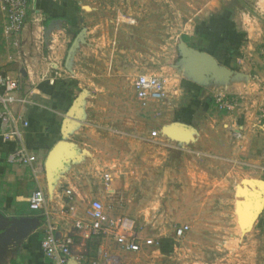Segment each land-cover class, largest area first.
Instances as JSON below:
<instances>
[{"label":"rangeland","instance_id":"obj_1","mask_svg":"<svg viewBox=\"0 0 264 264\" xmlns=\"http://www.w3.org/2000/svg\"><path fill=\"white\" fill-rule=\"evenodd\" d=\"M77 1L78 14L85 20L78 22L80 36L76 42L73 36L60 71L73 80L69 120L82 127L67 139L85 156L76 166L77 177L75 172L71 175V184L81 195L78 212L87 206L84 196H89V189L105 190L115 179L120 203L108 198L111 214H118L127 227L141 230L144 236L164 238L169 249L132 253L112 238H86L73 227L67 234L89 256L99 254L98 246L103 244L105 254L117 256L120 264H264V208L259 212L264 173L232 157L231 137L222 130L209 94L201 93L202 105H196L194 117L183 120L176 111L180 104L168 106V96L141 105L133 89L137 74L163 78L170 93L180 88L187 79L184 65L190 61L179 46L181 34L235 0ZM33 12L36 2L26 19L36 33L31 21L38 18ZM71 65L73 78L68 76ZM203 105L209 107L200 109ZM164 125L169 137L151 136ZM83 140L96 148L95 155ZM250 154L258 157L255 151ZM241 157H246L244 151ZM54 166L50 162L49 170ZM106 172L111 174L107 183ZM111 188L116 192V186ZM55 193L50 189L46 200L56 199ZM247 202L252 209L245 224ZM180 224L189 225V230L174 241V229Z\"/></svg>","mask_w":264,"mask_h":264},{"label":"crops","instance_id":"obj_2","mask_svg":"<svg viewBox=\"0 0 264 264\" xmlns=\"http://www.w3.org/2000/svg\"><path fill=\"white\" fill-rule=\"evenodd\" d=\"M77 9V0H37L36 12L33 13L38 21H31L37 32L31 30L26 22L20 35L21 51L5 50L0 44V73L19 78V88L15 92L18 101L10 106V110L13 115L20 113L28 120L24 143L38 157L34 164L36 171L29 165L10 164L6 156L14 144L12 141H0V213L12 221L0 232V264H51L40 250V240L47 223L54 224L58 237L72 231V215L66 210L63 191L71 187L77 204L81 195L78 188L71 184V175L75 172L77 177L76 166L85 157L76 151L74 142L71 147L73 155L56 167L51 176V189L56 192V199H47L43 208L34 210L29 208L28 197L38 187L44 189L45 194L48 193L50 188L44 161L49 150L58 141L71 142L70 137L82 128L73 118L69 120L67 115L72 104L73 80H67L60 71L67 48L73 36L78 34V22L85 20ZM28 14L27 18H30L31 13L30 16ZM2 26L0 15V39ZM179 46L207 53L215 59L218 69L211 70L203 66L198 58L189 55L187 58L190 61H186L183 68L187 74L183 76H187V79L182 80L180 88L173 93L166 88L167 105L173 108L180 104L176 111L185 120L194 117L196 105H202L204 97L201 93L204 91L212 102L214 94L220 89L237 96L239 106L232 112L217 110L215 105L212 106L216 108L222 130L231 137L232 157L237 161L243 159L246 164L259 167L264 173V121L259 111L264 106V57L261 53L264 48V0H235L232 6L214 13L213 17L210 15L203 24L182 33ZM204 58L208 63L213 62L209 57ZM69 70L68 76L73 78L75 71H72V65ZM207 107L203 105L200 109ZM190 132L194 139V134ZM204 133L207 134L206 131ZM84 140L82 144L87 145L88 152L95 155L96 148ZM66 146L63 144L59 147L57 156H63ZM243 151L244 158L241 157ZM254 151L258 157H250ZM56 164L57 158L54 161ZM117 164L120 168V158ZM104 175H108L111 181L110 173ZM117 182L113 179L105 190L89 189V196L84 197L88 200L98 198L104 204L111 197L113 204H119ZM110 186H116V192ZM168 246L161 238V251ZM98 249L99 254L89 256L73 242L72 254L85 253L88 257H95L107 248L100 243Z\"/></svg>","mask_w":264,"mask_h":264},{"label":"built area","instance_id":"obj_3","mask_svg":"<svg viewBox=\"0 0 264 264\" xmlns=\"http://www.w3.org/2000/svg\"><path fill=\"white\" fill-rule=\"evenodd\" d=\"M35 0H0V15L3 19L0 44L5 50L21 51L20 35L26 25L28 12L35 6ZM264 57V48L261 50ZM264 86V79L262 80ZM19 88V78L0 73V141H12L13 148L6 156L10 164H23L33 167L37 163V155L30 152L24 143V132L29 126L22 114L13 115L10 106L18 101L15 92ZM135 96L141 105L149 101L162 100L166 96L165 80L153 74H137L133 80ZM216 108L232 112L239 106V98L224 89L218 90L213 96ZM260 118L264 121V106L260 108ZM238 133V131H237ZM162 134L153 130L151 136ZM104 181L109 176L104 175ZM66 210L74 216L72 227L86 238H112L124 251L136 253L152 248L154 252H161V238L144 236L142 231L127 227L118 215L111 214L108 206L98 198L88 200L82 213L78 212L74 202L76 195L71 187L64 189ZM46 195L44 189L38 187L28 197L30 209L38 210L44 207ZM189 230V225L180 224L173 232L174 241L181 239ZM53 223L48 222L40 240V250L51 264H120L117 256L106 255L88 257L85 253L76 256L72 254L73 239L67 234L58 237Z\"/></svg>","mask_w":264,"mask_h":264},{"label":"water","instance_id":"obj_4","mask_svg":"<svg viewBox=\"0 0 264 264\" xmlns=\"http://www.w3.org/2000/svg\"><path fill=\"white\" fill-rule=\"evenodd\" d=\"M80 33L81 32H79L77 35H76V39L74 40V42H76V40H77V38H78V36H80ZM73 45V44H72ZM72 49V47H70V50ZM185 51H186V53H188L189 55H191V56H193L194 58H198L200 61H201V64L203 65V66H206V67H209L211 70H216V69H218L217 67H218V65H217V63H216V61H215V59L213 58V57H211L210 55H208L207 53H204V52H200V51H197V50H194V49H192V48H185L184 49ZM209 57V58H211L212 60H213V62H211V63H208V62H206V60H205V58L204 57ZM70 57V52L68 53V55H67V58H69ZM72 113V108L68 111V114L67 115H70ZM174 125V124H173ZM165 125L164 126H162V128H161V132L164 134V135H166L167 137H169L167 134H165V132H164V129H165ZM181 127H183V126H181ZM185 128H187V127H185ZM187 129H189L190 130V128H187ZM191 131V130H190ZM178 141V140H177ZM65 145V144H67L68 146H66V151L64 152V154H63V156H61V157H59V156H57V157H55L53 160H55L56 158H57V164L52 168V169H50L49 170V164H50V162H52L53 160H52V158H53V155H56L59 151L57 150L60 146H62V145ZM73 146V144H72V142H68V141H58L50 150H49V152H48V154H47V156H46V158H45V161H44V170H45V174H46V179H47V181H48V186H49V188L51 189V176L53 175V173H54V171H55V169H56V167H58L63 161H65L68 157H70V155H71V147ZM51 155H52V157H51ZM51 157V158H50ZM263 183H264V181H262ZM262 198H263V205H262V208L259 210V212L263 209V206H264V192H263V194H262Z\"/></svg>","mask_w":264,"mask_h":264},{"label":"bare ground","instance_id":"obj_5","mask_svg":"<svg viewBox=\"0 0 264 264\" xmlns=\"http://www.w3.org/2000/svg\"><path fill=\"white\" fill-rule=\"evenodd\" d=\"M167 128V127H165ZM170 128H174V126H171ZM177 129V128H176ZM171 131V130H170ZM181 131V130H180ZM173 132V131H172ZM178 132V131H177ZM187 132V131H186ZM175 134V133H174ZM190 135H188L189 137ZM191 137V136H190ZM192 138V137H191ZM184 140V139H183ZM55 157H57V154L55 155ZM55 160H53L51 163L53 164ZM251 209L252 206L250 203H245V207H244V212H243V216H242V220L243 223L247 224V222H249L250 216H251ZM241 220V221H242Z\"/></svg>","mask_w":264,"mask_h":264},{"label":"trees","instance_id":"obj_6","mask_svg":"<svg viewBox=\"0 0 264 264\" xmlns=\"http://www.w3.org/2000/svg\"><path fill=\"white\" fill-rule=\"evenodd\" d=\"M12 221L9 219H6L1 213H0V232H2L6 227L11 225Z\"/></svg>","mask_w":264,"mask_h":264}]
</instances>
